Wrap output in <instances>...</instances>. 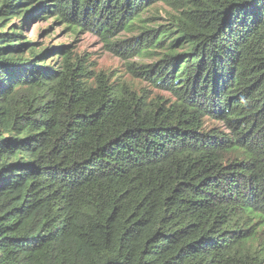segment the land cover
Listing matches in <instances>:
<instances>
[{"label": "trees", "instance_id": "obj_1", "mask_svg": "<svg viewBox=\"0 0 264 264\" xmlns=\"http://www.w3.org/2000/svg\"><path fill=\"white\" fill-rule=\"evenodd\" d=\"M0 264H264V0H0Z\"/></svg>", "mask_w": 264, "mask_h": 264}, {"label": "rangeland", "instance_id": "obj_2", "mask_svg": "<svg viewBox=\"0 0 264 264\" xmlns=\"http://www.w3.org/2000/svg\"><path fill=\"white\" fill-rule=\"evenodd\" d=\"M164 15V13H162ZM164 18L159 19L163 22ZM25 36L28 40L37 43V46H55L59 44L70 45L71 49L87 53L97 63L98 69L114 72V75L127 77L128 70L124 61L116 54L109 52L100 38L93 33L81 31L72 33L62 23L52 19H34L25 28ZM126 37L131 35L124 34ZM143 62H150L144 60ZM137 82L143 80L136 79Z\"/></svg>", "mask_w": 264, "mask_h": 264}]
</instances>
